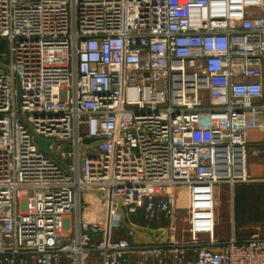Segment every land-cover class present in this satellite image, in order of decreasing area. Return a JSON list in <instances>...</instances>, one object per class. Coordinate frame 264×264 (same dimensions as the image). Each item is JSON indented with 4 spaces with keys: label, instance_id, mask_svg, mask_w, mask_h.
Here are the masks:
<instances>
[{
    "label": "built area",
    "instance_id": "1",
    "mask_svg": "<svg viewBox=\"0 0 264 264\" xmlns=\"http://www.w3.org/2000/svg\"><path fill=\"white\" fill-rule=\"evenodd\" d=\"M252 111L264 0H0V264H264L218 219Z\"/></svg>",
    "mask_w": 264,
    "mask_h": 264
},
{
    "label": "rangeland",
    "instance_id": "2",
    "mask_svg": "<svg viewBox=\"0 0 264 264\" xmlns=\"http://www.w3.org/2000/svg\"><path fill=\"white\" fill-rule=\"evenodd\" d=\"M251 155V154H250ZM236 186V185H235ZM231 187L229 185L222 187L219 197H218V219H219V230L220 235L225 236L228 232L231 226L233 225V217H234V206L236 207V222L240 221L237 216H241V212L239 210V207L241 203H239L237 195L239 192V189L237 187ZM256 186L261 185H249L247 187L248 190L252 191L253 189H256ZM258 189V188H257ZM256 191V190H255ZM250 197H248L246 201V206L248 204L251 205V209H249V212H246L244 210L245 216H241L244 218L240 222V227L244 230L242 233L246 235L255 234V233H264V196L257 191L253 192ZM236 195V196H235ZM257 201V203H255ZM239 220V221H238ZM185 223L183 221V217H181L178 220V228L180 233L179 234H187L183 231L185 227Z\"/></svg>",
    "mask_w": 264,
    "mask_h": 264
},
{
    "label": "crops",
    "instance_id": "3",
    "mask_svg": "<svg viewBox=\"0 0 264 264\" xmlns=\"http://www.w3.org/2000/svg\"><path fill=\"white\" fill-rule=\"evenodd\" d=\"M248 140L252 144H261L264 142V120L262 117V113L259 111H252L249 116V128H248ZM251 154V155H250ZM249 154L248 159V175L250 177L249 181H243L238 182L235 187L239 189L237 198L241 207H239V210L241 212V216H245L244 210L246 212H249V209H251L252 204H248L246 206V201L248 197L251 196L252 191L253 192H259L262 197L264 196V152L258 155ZM249 185H261L256 186V189H253L252 191L248 190L247 187ZM258 188V189H257ZM256 190V191H255ZM236 196V195H235ZM257 203V201H255ZM240 215L237 216L238 224L236 222V207L234 206V217H233V225L229 229V232L223 236V238L230 237L232 235H236L239 238H247L251 237L254 234L246 235L242 232L244 231L242 227H240V222L245 221L243 220ZM142 222L144 223V220L142 219ZM220 229V228H219ZM257 234V233H255ZM264 234V233H263ZM190 257L194 260L195 255L193 253L190 254ZM135 264V263H134ZM185 264H190L185 263Z\"/></svg>",
    "mask_w": 264,
    "mask_h": 264
},
{
    "label": "water",
    "instance_id": "4",
    "mask_svg": "<svg viewBox=\"0 0 264 264\" xmlns=\"http://www.w3.org/2000/svg\"><path fill=\"white\" fill-rule=\"evenodd\" d=\"M5 70H8L6 67H3ZM35 140L39 143L41 149L43 151H45L46 153H48L49 155H54L53 152L50 150L49 148V141L48 140H45L43 138H41L40 136L38 135H35ZM87 141L91 140V139H86Z\"/></svg>",
    "mask_w": 264,
    "mask_h": 264
},
{
    "label": "trees",
    "instance_id": "5",
    "mask_svg": "<svg viewBox=\"0 0 264 264\" xmlns=\"http://www.w3.org/2000/svg\"><path fill=\"white\" fill-rule=\"evenodd\" d=\"M142 221V220H141Z\"/></svg>",
    "mask_w": 264,
    "mask_h": 264
}]
</instances>
